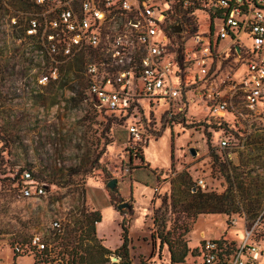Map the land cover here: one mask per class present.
<instances>
[{
	"label": "built area",
	"instance_id": "2783aa9c",
	"mask_svg": "<svg viewBox=\"0 0 264 264\" xmlns=\"http://www.w3.org/2000/svg\"><path fill=\"white\" fill-rule=\"evenodd\" d=\"M25 1L32 10L10 16L6 25L19 51L34 61L11 84L18 97L33 101L49 83L71 91L60 97L63 103L82 93L94 108L123 120L139 145L132 146L135 155L156 133L153 116L168 127L195 117L219 134L214 148L228 152L247 150L253 136L264 137V0ZM193 105L202 112L190 113ZM198 184L206 187L203 179ZM48 185L34 170L21 174L24 197L45 196ZM247 218L239 244L205 238L200 264H247L244 254L258 262L264 256V202ZM73 228L57 218L46 232L34 233V264L35 257L46 264L59 254L68 261L75 246L87 245L85 224L74 222ZM230 243L235 249L227 254ZM21 251L17 243L14 255Z\"/></svg>",
	"mask_w": 264,
	"mask_h": 264
},
{
	"label": "rangeland",
	"instance_id": "374dc122",
	"mask_svg": "<svg viewBox=\"0 0 264 264\" xmlns=\"http://www.w3.org/2000/svg\"><path fill=\"white\" fill-rule=\"evenodd\" d=\"M203 29L204 27H201V30ZM9 63L16 64L19 70L23 69L19 73V75H22L30 72L34 61L31 55H23L22 58L17 60L14 54L6 58L4 53L0 52V66H5V64ZM24 70L26 71L24 72ZM7 76L8 74H0V264H13L15 261L14 246L17 243L26 244L34 233L46 232L53 219L60 218L69 230L74 229V222L86 223L85 215L93 210L90 205L87 206L84 200L85 183L87 184L91 180L99 181L101 178H103L104 182H107V178L111 177V174L107 170L106 162L101 159L103 150L100 146H96L97 142L99 143V135L97 134L99 120L95 118L101 112L104 124L103 136L109 139V131L113 129L114 133L119 131L120 136L126 138V143L120 146L116 153L114 151L110 152L108 156L110 168L118 172L122 165L126 166L130 172L133 168L141 165L140 159L136 158L135 151L133 152L132 148L133 145L136 147L139 145L134 143L123 120L109 111H100L94 108L90 102H88L90 106L79 103H74L71 106V109L75 110L73 113L75 114L77 124L78 122L86 121L82 126L85 125L87 130H89L87 135L81 137L75 136L74 139L76 141L74 143H70L72 137L65 136L63 133L56 136L24 135L21 133V120L17 117H10L11 112L15 115L14 112L18 109L17 105L11 104L10 107L5 108L8 111L10 110L9 114L5 112V109L1 108L3 106L2 98H6L7 89L11 88L12 82L17 78V76L13 78ZM48 85H53L56 88V91L55 89L53 91V95L57 99L59 98V100L60 97L67 98L72 96L70 90H64L61 86L53 83H49ZM10 94L18 97L11 90H9ZM77 95L78 97L76 98L83 97L82 93L77 92ZM13 98L8 97L6 99ZM18 100L22 101L21 99ZM29 106L32 105H26V107ZM60 108L61 106L57 105V110ZM46 110L47 105L44 106L43 112L39 113L43 114V116L41 118L38 117V121L46 120ZM2 111H4V114ZM200 111L202 112V110ZM200 111L193 105L190 113L195 116V113L199 114L201 113ZM202 115L204 113L200 117H203ZM190 121L193 122H184L183 126H169L178 132V135L176 134L174 167L160 172V181L151 209H154V213L159 218L158 226L160 229L165 225L167 231L176 230L179 233L184 231L186 226L190 227V231L185 235L190 248L185 264H200L203 261V257H198V255L200 254V246L204 238L238 240V244L244 238L242 236H245L246 231L245 227H242L239 222V203L255 210L264 202V191H261L262 188L258 187L264 182V169H262L264 162V137L261 135L253 136L249 148L246 151L238 153L239 159L250 160L254 163L253 166L247 165L241 169H237L231 163L233 155L231 152L214 148L213 142L219 139V134L213 132V126L207 123H197L195 122V117L190 119ZM150 125L152 128L157 129L153 137L159 136L164 129L168 128L166 123L160 125L155 116H153V122ZM95 130L97 131L95 132ZM27 134H29V131ZM80 139L86 140V144L80 145ZM70 147L85 148L88 155L86 164L81 165L79 159H75L77 158L76 154L72 152L73 150ZM192 147L197 150L196 155L191 153ZM141 149L144 150V147H141ZM33 156L45 161V163L40 165H18L21 159H31ZM122 159L123 163H121ZM133 159H137V161ZM26 169L34 170L35 177L39 181H45L48 184L55 183L58 187L48 185V193L45 196L32 198L22 196L19 182L22 172ZM177 172L187 179L190 189L198 187L199 179L205 181L207 189L205 190V188L203 189L199 186L198 189H193L191 192L188 191V185H186V188H184L186 194L184 196L181 193L183 188H180V190L178 188ZM147 175V172L144 170L136 173V176L140 178ZM237 175H242V178L239 180ZM173 179L176 185L174 197ZM240 182L245 183L241 186V189L239 188ZM167 184L168 188H165ZM228 187H230L232 194L237 195L236 204L233 205L232 212L229 214L201 213L194 218V212L187 209V197H190L192 193H196V191L224 193ZM246 189L247 192L252 194L249 200H244L242 197L244 195L242 192ZM108 190L112 191L109 188ZM260 191L263 193L262 199ZM72 192H78V196L71 197L70 193ZM89 194L94 196L92 184L89 185ZM120 203L118 201L116 207ZM145 206L142 204V201L139 203V213H142L140 209H144ZM117 210L112 207L105 209L104 216L106 218H102L97 225L100 230H103L107 234L106 244L111 249H116L117 246L119 247L123 243L122 214L127 224L131 220L128 208H125L123 211L118 210L120 212ZM164 218L165 221H163ZM234 220L238 221L237 225L234 223ZM139 225L140 222L135 221L137 229H139ZM137 246L134 251L130 249L131 258L134 255L131 264H141V261L147 264H171L168 245H165L161 249L160 239H157L156 248L152 255H149L150 252H148L147 245L144 244L139 247L138 244ZM29 253L31 254L27 255V253L24 256L16 257L17 264H34L33 252L29 251ZM114 257L118 258L116 262L120 261L119 256L112 254L110 260L105 264H112ZM243 259L247 264H251L248 255L244 254ZM46 264H64V259L59 254L56 260ZM254 264H264V256Z\"/></svg>",
	"mask_w": 264,
	"mask_h": 264
},
{
	"label": "crops",
	"instance_id": "0c3cea01",
	"mask_svg": "<svg viewBox=\"0 0 264 264\" xmlns=\"http://www.w3.org/2000/svg\"><path fill=\"white\" fill-rule=\"evenodd\" d=\"M32 8H33L32 4L26 2L25 0L24 1L8 0L6 4L0 6V52H3L6 58H9L11 55L14 54L16 59L18 60L22 58V56L25 54L24 51H19V46L16 42V38L14 36H11L7 30L6 25L8 23L9 17L18 14L20 11L32 10ZM8 61H10V59H8ZM25 69L29 70L28 68ZM22 71L23 69L19 70V67L16 66V64L9 63V64H5V66H0V74L1 73L8 74V76L12 78L18 76L19 73H21ZM25 71L26 70H24V72ZM5 86L8 87L7 85ZM54 89L56 91V88L53 85L43 86L41 90L38 92V94L33 96V101H30L26 98L15 97L12 96L11 94L9 95L10 88H8L7 89L8 91L6 93L7 96L9 98H13V97L15 98L6 99L8 98L7 96L6 98H2L3 106L1 108L2 109L8 108V106L10 107L11 104L17 105L16 107L18 109H16V111L14 112L15 115H13V112H11L12 114L10 117H17L21 120L20 121V126L22 128L21 133H23L24 135L29 136L34 134L35 136H39V135L44 136V135H50L51 132L53 131H57L63 133L65 136H68L70 138L72 137L70 143H74L76 141V139H74L75 136L81 137L83 135H87L89 130H87L85 125L82 126V124H84L86 121L78 122L77 124V122L75 121L76 119L75 114L73 113V111L75 110H72L71 106L74 103L90 106V103L86 102L82 98H73V100L63 103L61 102V100H59V98L57 99V97L53 95ZM18 99H21L22 101H19ZM29 104H31L32 106L26 107V105ZM45 105H47V110H46L47 115L45 117L46 120L38 121V117L41 118L43 116V114L41 115L39 113L43 110ZM57 105L61 106L59 110H57ZM5 110H6L5 112H8V114L10 113V110L9 111L7 109ZM2 113L4 114V111H2ZM95 119L99 120V125H97L98 128L97 134L99 135L98 136L99 143L97 142L96 146H100V148L103 150V152L101 153L102 155L101 159L106 162V167L109 174H111V177L107 178V182H104L103 178H101L99 181L91 180L88 181L87 184L85 183L84 200L86 201L87 206L90 205L92 207V210H97L101 214L102 218H106L104 216L105 209H109L110 207H112L117 210L115 204L116 202L118 203V201L119 202L128 201L132 206L129 209L131 214V220L127 224L129 229V237H130V249L134 251L135 247H138L137 246L138 244L139 247L145 244L147 245L148 252H150L149 255H152L154 250L152 233L155 230L154 229L155 224L153 218L154 209L152 210L151 206L153 204L156 191L158 189L157 186L160 181L159 179L160 172L162 170H168L172 168V164L174 163L173 154H176L175 146H176L178 132L176 131V129L170 127L164 129L159 136L152 137L149 143L144 147L143 150L144 160H140L141 165L139 167L133 168L132 171L129 172L126 166L121 165L120 170L117 172V170L114 171L113 169L110 168L108 156L110 152L114 151V153H116V151L120 148V146L126 143L125 142L126 138L124 136H120L119 131L114 133L112 129L111 131H109V139H106L102 133L104 131L102 112ZM28 131L29 134H27ZM96 131L97 130H95V132ZM218 140L219 139H217V141L214 140L213 142L214 146H218V142H219ZM84 144H86V140H81L80 145H84ZM71 149L73 150L72 152L76 154L77 158L75 159H79V163L81 165L86 164L88 155L87 152L85 151V148L76 147ZM217 150L223 151L220 148H217ZM239 152L242 151L231 152L233 154L231 160L233 166L237 169H241L247 165L253 166L254 163L252 161L239 159L238 157ZM133 160L137 161V159H133ZM123 162L124 161L122 159L121 163ZM42 163H45V161H42L41 159H38L33 156L31 159L29 158L21 159L18 165L19 166H26L27 164L40 165ZM262 169H264V162L262 165ZM140 170L146 171L148 175L143 178L136 176V173ZM114 177L117 178V187H116L117 190L113 191L114 193H111V191H109L107 188V183L110 179ZM237 178L240 180L242 178V175H237ZM90 184H92L94 188V196L93 195L91 196L90 194L88 195ZM239 184H240L239 188L241 189V186H243L245 183L240 182ZM49 185L58 187L55 183H50ZM263 186H264V182H262L260 186H258L262 188V190L260 188L261 191H264ZM165 188H168V184L167 186L165 185ZM204 188L205 190L207 189L206 187ZM228 188L224 192H226ZM261 191H260V196L262 199L263 193ZM242 194H244L242 197L247 199L251 198L250 196H252L250 192H247V189L243 191ZM70 196L77 197L78 192L77 193L72 192L70 193ZM141 201L142 204L147 206V208L145 206L144 209L143 208L140 209L142 213H139V203H141ZM238 214H239L238 216H240L239 222L240 225H242V227H246L247 217H248L247 219L254 218V214L251 215V213L249 212L247 213V211L246 214L248 216L245 217L246 216L245 210H241ZM122 218L124 219L123 214H122ZM135 221L140 222V225L138 226L139 229H137V227L135 226ZM234 223L237 225L238 221L234 220ZM97 225H96V236L99 238L100 242L103 245L110 248L106 244L107 234L103 230H100L97 227ZM232 241L238 242V240H232ZM119 247L117 246V248ZM116 249H111V250H116ZM168 254L170 256V252ZM133 257L134 255H132V258ZM198 257H200V254L198 255Z\"/></svg>",
	"mask_w": 264,
	"mask_h": 264
},
{
	"label": "trees",
	"instance_id": "16d2710c",
	"mask_svg": "<svg viewBox=\"0 0 264 264\" xmlns=\"http://www.w3.org/2000/svg\"><path fill=\"white\" fill-rule=\"evenodd\" d=\"M139 158L140 160H144L143 157V150L139 148V152H137L136 158ZM174 159V154H173ZM174 167V163L172 164V168ZM106 170V169H105ZM177 182L179 184L178 188H183L181 190V193L185 196V189L186 185H188V191H191L193 189H198V187H192L190 189L189 182L187 179L181 174L178 173L177 175ZM179 177V179H178ZM183 183V184H182ZM173 184V197L176 192L175 188V180L172 181ZM112 190L111 193H114ZM236 196L231 193L230 187L228 190L224 193H216V192H203V191H196V193H192L190 197H187V209L192 210L194 212L193 217L195 218L197 215L201 213H225L229 214L236 203ZM186 198V197H185ZM247 198H244L246 200ZM249 200V199H247ZM154 201V200H153ZM114 202V201H113ZM115 203V202H114ZM117 203V202H116ZM115 203V204H116ZM263 202L258 206L257 209H251L250 207H245L244 205H240V211L245 210L247 213L254 214V217L256 216L257 210L261 207ZM238 211V212H240ZM156 212V211H155ZM236 212V211H233ZM86 234L88 237L89 242L87 245L82 247V245H77L73 249V252L71 253V259L68 261L64 260V264H105L107 261L110 260V256L112 254H115L120 257L119 262H113L112 264H131L132 258L130 256V237H129V229L126 223L125 218L122 220V227H123V243L122 245L117 248L116 250H111L110 248L103 245L100 240L96 236V225L98 222L101 221L102 216L97 210H93L86 215ZM154 224H155V230L152 233V240H153V252L156 248L157 239H160V248H164L165 245H168L169 251H170V260L171 264H185L186 257L188 256L190 252V248L188 246V243L185 239V235L190 231V227L186 226L184 231L176 232V230H166V226L163 225L162 229L158 226L159 218L156 216V213H154ZM165 221V218L163 219ZM162 221V222H163ZM90 241L94 242L91 243ZM226 239L221 238V243L225 242ZM28 241L25 243H18L21 245L22 251L21 252H15V261L13 264H17L16 257L24 256L25 254L30 255V247H29ZM15 247V246H14ZM235 249V246L233 243H230L228 245V248L226 249V253L230 254ZM82 251V253H81ZM33 252V251H32ZM36 261L35 264H39V258L35 257ZM141 264H147L144 261H141Z\"/></svg>",
	"mask_w": 264,
	"mask_h": 264
},
{
	"label": "water",
	"instance_id": "95a60500",
	"mask_svg": "<svg viewBox=\"0 0 264 264\" xmlns=\"http://www.w3.org/2000/svg\"><path fill=\"white\" fill-rule=\"evenodd\" d=\"M181 30V27L179 26H176L174 27V31H180ZM191 153L193 155H196L197 154V150L192 147L191 148ZM107 187L110 189V190H115L116 187H117V178H112L108 181L107 183ZM132 206L131 204L128 202V201H124V202H121L120 204L117 205V209L120 210V211H123L125 208H128L130 209ZM114 262L118 261V258L117 257H114L113 258Z\"/></svg>",
	"mask_w": 264,
	"mask_h": 264
}]
</instances>
